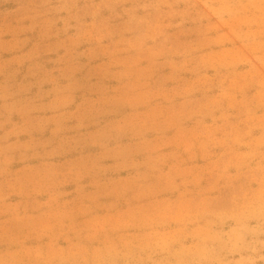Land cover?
Segmentation results:
<instances>
[{"label":"rangeland","instance_id":"rangeland-1","mask_svg":"<svg viewBox=\"0 0 264 264\" xmlns=\"http://www.w3.org/2000/svg\"><path fill=\"white\" fill-rule=\"evenodd\" d=\"M0 264H264V0H0Z\"/></svg>","mask_w":264,"mask_h":264}]
</instances>
